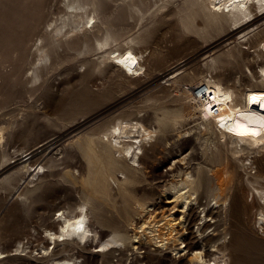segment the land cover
I'll return each instance as SVG.
<instances>
[{"label": "bare ground", "instance_id": "obj_1", "mask_svg": "<svg viewBox=\"0 0 264 264\" xmlns=\"http://www.w3.org/2000/svg\"><path fill=\"white\" fill-rule=\"evenodd\" d=\"M114 1L60 0L63 6L57 7L59 15L50 19L49 23L45 25L44 19L47 17L45 11L52 3L48 0H39V3L32 9L29 24L25 25L28 23L25 22L22 25L17 44L11 52L13 60L17 59V61L27 59L31 54L35 57V62L33 61L31 66L32 73L27 80L23 79L25 76L21 75L22 72L16 75V71L20 72L22 69L14 70L16 74L12 76L16 75L17 84L31 83L32 87L26 92L35 94L41 89L36 83L42 79L43 71L49 69L53 64L60 66L66 61L77 58L82 62V66L86 65L85 75L87 77H91L96 69L101 74L107 75L109 66L111 73L108 76V84L111 85V88L105 89V92H100V96L98 95L105 99L108 94L116 92V86L118 89H126L141 80V73L148 75L152 71L159 70L158 67L163 64L162 60L165 56L158 47L161 43L154 44L156 46L154 51H151L146 57L143 55V50H136L132 45L111 51L110 53L114 52L115 55H112L114 60L110 63H107L109 56H102L101 60L92 66L84 57L88 53L111 47L119 39L121 27L115 23V19L127 20L134 16L143 19L159 1L164 2L159 8L172 3V0H121V3H113ZM158 10L157 12H159ZM157 12L153 11L152 15L154 13L156 15ZM167 17L176 18L180 30H182V32L179 30L182 36L194 35L207 41L222 31L249 29L245 34H241L240 39H243L237 40L238 42L229 52L235 56V59L243 61L247 65L245 67L258 63L259 71L254 68L249 70L248 67L249 77L254 82L246 88H242L240 81L230 84L231 78H226L227 75L223 73L217 72L213 75L221 64L230 63V60L225 57H215L208 61L204 74L200 71L184 70L186 73L183 79L194 76H201L202 79L201 82L199 81L200 83L198 82V88H194L192 84L185 88V99L189 106L187 107L199 115L201 120L198 137L200 141L203 140V144L199 143L200 146H203L202 161H199L197 165H191L196 159L193 153L180 158L179 164L174 160L167 171L168 174H172L174 180L170 184L167 182L156 184V188H161L164 194L173 191L175 201H164L166 198L163 199L162 196L150 197L148 194L136 199L135 204H138L142 210H146L151 220L153 219L149 230L151 235H146L145 239V241L148 239L153 241V245L142 244L143 240L139 238L137 232L134 236L129 234L128 226L132 220L134 221V218L128 212V206L131 203L126 194L128 188L126 191L124 190L127 183H135L141 178L149 182V187L150 182L155 180L154 175H151L156 171L155 165L149 163L152 167L146 166L148 162L145 163V159L148 157L154 159V156L149 155V149L155 145L154 142L161 137L164 138V142L168 141L169 133L179 129L177 127L185 121L184 114L180 110L172 111L163 108L161 114L155 112L152 116L146 113L141 115L143 110H139L136 114L133 112L122 113L108 125L93 130L73 145L75 150L69 151L66 156L65 168L68 170L65 171V175L70 178L72 183L81 184V202L77 207L64 208L59 205L54 206L48 214H45L47 211L42 212L39 215L40 218L46 223H50L52 227L46 226L47 228L43 231L46 234L42 237L48 241L49 245L53 244V248H57L61 244H64L65 248H76L79 245L78 239L88 243L87 248L95 250L96 247H101L94 252L100 255L104 264H111L113 258H117L119 264H123L126 251H133L132 247L136 245L135 242H138L137 249H144L145 255L142 260L146 259L149 264H160L162 260H169L173 264H242L247 260L264 263V257L261 255L227 253L229 238L231 243L239 242L245 248L249 246L248 252L252 250V246L256 248L257 245H260L258 243L264 245V237L255 230L257 224H260L262 228L264 225V0H182L176 8H170L166 13H163L161 20L165 21ZM19 19H22L20 14L16 16L15 22ZM43 20L44 22H42ZM146 32L131 41L149 44L154 31ZM34 33L37 37L36 40L33 39L35 38ZM163 34L162 38L166 35L163 36ZM30 41H34V52L28 50ZM167 42L170 41L167 40ZM244 44H247V47H243ZM6 47L7 51H11L9 46L4 48ZM251 48H254L252 56L246 50ZM68 56L70 59L67 60ZM177 63L167 67L166 71L175 67L180 70L186 65L185 63L183 66H179L181 62ZM102 66L105 67L104 70H102ZM231 68L229 67V69ZM72 69L74 70V68ZM244 69L243 72L248 75ZM224 72L226 73V71ZM93 79L81 82L84 91H86L84 93L86 98H82V102H86L87 99L95 100L94 91L90 86ZM54 93H58L55 88ZM150 98L152 97L148 96L146 100ZM54 111L56 110L54 109ZM148 118L153 122H149ZM3 137L2 128H0V140ZM54 144L53 140L41 142L37 147L27 149L21 155L30 156L28 159L38 155L39 159L44 157ZM44 159V163L38 160V164L33 169L35 171L39 167L37 174L41 171L45 173V167L52 168L58 165L57 159L52 156L44 157ZM182 164H186V167ZM219 165H222L227 173L226 185H215L214 175L217 174V171L213 172V170ZM30 166L31 163L26 162L22 170L24 168L29 170ZM75 170H80L78 176L73 174ZM111 180L117 186L116 193H114ZM122 185H125L124 188L121 187ZM47 189V185L39 186L36 189H28L23 194L32 196L43 190L36 198L39 200L42 199ZM130 191H134V188H130ZM179 207L182 210L176 211V209H181ZM197 208H202V210L198 212ZM57 213H59L58 218ZM117 213L120 220L114 219ZM201 213L203 215H200ZM246 215H250L249 217L253 220V240L243 234L232 236L229 231L220 230L230 218H232V224L235 227L242 225ZM5 222L10 223L9 221ZM4 223L1 227L2 235L4 238H8L12 231L8 233L9 224ZM195 225H197V232L202 235V243L197 241ZM213 225L214 230L219 233L204 235L205 230ZM162 226L166 229L164 235L160 233ZM99 228L101 230H98ZM145 228V225L142 226L141 235H145ZM152 233L154 234L152 235ZM134 238H139V240L132 241ZM217 240H221V242L216 244ZM27 243L29 244L28 240ZM49 245L48 247L40 246L43 255L49 254ZM27 246L25 240L18 241L16 247L8 252L10 254L0 247V260L4 264H8L9 256H26ZM167 250H171L175 254L172 256L165 254L164 252ZM117 252L118 255H115ZM72 260L71 258L55 260L53 264H79L77 261L71 263ZM135 263L132 262V264Z\"/></svg>", "mask_w": 264, "mask_h": 264}, {"label": "rangeland", "instance_id": "obj_2", "mask_svg": "<svg viewBox=\"0 0 264 264\" xmlns=\"http://www.w3.org/2000/svg\"><path fill=\"white\" fill-rule=\"evenodd\" d=\"M49 1L53 6L49 5L45 11V15L47 16L44 19L46 21L45 25L49 23L48 21H50V19H53L59 15V8L57 9V7L63 6L60 0H48V2ZM181 2L182 0H172V3L169 4V6L159 8V6L164 3L163 1H159L152 7L150 12L143 19L138 18L137 16L129 17L127 20H123L122 18L115 19V23L121 27L119 39L113 43L111 47H108L105 50L91 52L86 56L84 55V57H86V59L93 66L96 65L95 63L101 60L102 56H109L110 58L107 59V63L112 62V60H114V56L112 55L115 54L114 52H110L113 50L124 47L126 48L129 45H132L136 50H143V55L146 57L151 51H154L156 44L159 45L161 43L160 45L162 47L160 45L158 47L161 53H163L165 56L162 60L163 64L158 67L159 70L152 71L148 75L141 73L140 75L142 78L138 83L133 84L126 89H118L116 86L117 90L115 93L112 92L110 95L108 94L107 98L105 97V99H102L98 97L99 93L105 92V89L111 88V85L108 84V76L111 73L109 66L107 67V75L101 74L98 69H96L95 73L91 77H87L85 75L86 65L82 66V62L78 61L80 59L77 58L66 61L60 66L59 64H53V67L51 66L49 69L43 71L42 79L36 83L41 87V89L36 91L35 94L26 92L30 87H32L31 83L27 85L22 83V85L17 84L15 81L16 75H19L22 72L21 75L23 76L24 74L25 76L23 77L24 80H27L28 76L31 75V66L33 61L35 62V57L33 54H31L29 57H27V59L19 61L15 59V61L13 60L11 52L13 51L14 46L17 44V38L21 32V29L23 28L22 25L25 22H28L25 23V25L29 24L32 9L37 3H39V0H0V64L2 63L0 65V68H2L0 69V74L2 73V75H0V128H2V135L4 136L3 139L0 140V247L2 250L7 251L8 253L16 247V243L18 241L25 240L26 246L28 245L25 254L26 256H9L7 258L8 264H53L55 260H61L65 258L73 259L71 263L77 261L79 264H104V261L100 255L94 252L96 249H101V247H96L95 250L94 248H87L88 243L81 242V240L79 241L78 239L77 242H79V245H77L76 248H65L64 244L57 246V248H53L54 245H49L48 241L44 240L42 237L46 234L43 232L44 229H46L48 226H50L48 228H52L50 223H46V221L40 218L39 215L42 212L45 213L47 211L45 214H48L49 211L54 208V206L59 205L64 208L77 207L81 202V184L72 183L70 178L65 175V171L68 170V168H65V162H67V153L71 150H75L73 145H75L81 138L86 137L89 133L99 127L108 125L115 117L122 113L133 112L136 114L139 110H143L141 115L146 113L147 115L152 116L155 112L161 114V109L163 108L172 111L180 110L184 114L185 121L182 123V125L177 127L179 129L169 133L168 141L164 142V138L161 137L156 142H154L155 145L149 149V155L154 156V159L151 157L145 159V163L146 161L148 162L146 163V166L152 167L150 165L152 163L155 165L156 169L155 173H151V175H154L153 177L155 179L153 182H150L151 188L148 186L149 182L141 178L140 181L135 183H127V187H125L124 190L126 191L128 188L126 194L127 197H129V201H131L130 205L128 206V212L129 215L131 214V217L134 218V221L132 220L130 222L131 226H128V230L130 231L129 234L134 236L137 232L136 234L140 236L139 238L141 240H143L142 244L153 245V241H149V239L148 241H145L146 235H151L149 234V230L150 226L153 224V219L151 220V217H149L146 210H142L138 204H135L136 199L143 197L144 194H148L150 197H153L154 195V197L162 196L163 199L166 198L164 201H175L173 191H168L164 194L161 191V188H156V184L166 182L170 184L171 181L174 180L172 174H168L167 172L174 160L178 163L180 158L193 153L196 159L191 165H197L199 161H202L203 146H200L199 143L201 142V144H203V140L200 141L198 137V127L201 120L199 119V115H196V113H194L191 108H188L189 106L185 99V88L191 84L194 85V88H198L197 85L202 79L200 78L201 76L183 79V76L186 73L184 70L189 69L188 71L194 72L200 71L204 74L206 73V64L208 61H211V59L215 57H225L230 60L231 64H221L217 69L218 71L215 70L213 75L217 72L223 73L227 75L225 76L226 78H231V80H229L230 84L232 82L240 81L242 88H246V86L254 82L249 77L250 75L248 74V71L253 68L256 71L260 70L258 63L256 65L253 64L250 67L248 66V70V67H245L247 65H245L243 61L235 59V56H232L231 52H229L239 40L243 39H240V36H242L241 34H245L249 29L241 31L242 28H240L239 30L237 29L225 32L222 31L223 33L220 32L214 37L216 38L218 36L216 39L212 38L211 40L207 41L194 35H184L185 37L182 36L180 34V31L182 32V30H180L181 28L175 17H167L165 21L161 20L163 13H166L170 8H176L181 4ZM113 3H121V0H115ZM157 9H159V12H157ZM153 11L157 12V14L155 15L154 13V15H152ZM18 14L22 16V19H19L17 22H15L16 16ZM44 20L42 22H44ZM259 24L261 25L262 23ZM176 25L179 29L176 27ZM148 30L154 31V34H152L151 38L152 40L149 41V44L134 43L131 41L138 35L147 33L146 31ZM156 33H158V36ZM162 34L163 36L165 34L166 35L162 38ZM33 35H35V33ZM34 37L35 38L33 39L36 40V35ZM174 38L177 39L174 40ZM167 40L170 42H167ZM172 41L177 42L172 43ZM33 42L34 41H30L28 44V50L30 49L31 52H34L35 50ZM5 46H9L11 51H7V47L4 48ZM244 46L247 47V44H244L243 47ZM246 50L250 52V56L253 55L254 48ZM9 59L12 60L10 61ZM68 59H70L69 56L67 57V60ZM177 62H181L179 66H183L185 63L186 65L180 70H177L178 67H175L172 70L166 71L167 67L172 64H178ZM229 67L232 68L229 69ZM242 67L243 69L245 68L244 70L248 75L243 72ZM51 68L52 70H50ZM72 68H74V70ZM15 69H18V71L19 69H22V71L17 72ZM104 69L105 67H103L102 70ZM224 71H226V73ZM227 71L230 72L228 73ZM13 74L16 75L12 76ZM7 77H10L8 78L9 80ZM86 79H93V82H91L90 86L95 94L94 96L91 95L95 97L94 101L87 99L86 102H82V98H86L84 95L86 91H84L81 82L86 81ZM7 81H9L8 84H6ZM54 88L57 89L58 93H54ZM8 93L10 94L8 95ZM148 96H151L152 98L146 100ZM48 106H50L51 109ZM55 106L57 107L54 108ZM54 109L56 111H54ZM148 120L151 123L153 122L149 118ZM49 140L55 141V144L52 146V148L48 149V151L46 150L47 156L45 155L44 157H54L57 159L58 165L52 168L45 167V173L41 171L37 174L39 167L35 171H33V169L36 167V164H38V160H40L41 163L43 161L45 162L44 157L38 159V155H36L28 159L30 156L27 157L21 154L27 149H33L34 147H37L39 143L41 144V142L44 143ZM26 162H30L31 166L29 167V170L27 168L22 170V167ZM75 162L76 160L74 163ZM182 166L186 167V164H182ZM76 170L73 174L78 176L80 174V170ZM215 171H217V174L215 173L214 175L215 185H226L227 173L225 172L223 166L219 165L215 167L213 172ZM111 183L114 187V193H116L117 190L115 189L117 186L113 180H111ZM44 185H47L48 189L45 191L42 199L36 200L43 190H40L39 193L32 196H25L23 194L28 189H36L37 187ZM124 186L122 185L121 187L124 188ZM130 188H134V191H132L133 194L130 191ZM2 210H4L3 213H1ZM177 210L181 211L182 208L176 209V211ZM201 210L202 208H197L198 212ZM6 215L7 217H4ZM200 215H203V213ZM249 216L250 215H246L244 217V223L242 225H237L236 227L232 224V218H230L228 223L224 224L220 230L229 231L232 236L243 234L249 239L253 240V220ZM58 217L59 213H57V218ZM114 219H121L118 213L117 215L115 214ZM5 221H9L10 223H6ZM4 222L9 224L7 232L9 233V231H12L9 233L10 235L8 238H4L2 235L1 227ZM198 222L200 223L201 221ZM161 223L159 224L162 225ZM144 225L146 226V233H144L145 235H141L142 226L144 227ZM12 227L13 229H11ZM163 227L164 226L161 227L162 230L160 233L164 235V233H166V229ZM214 228V225L208 227L205 230L204 235H214L219 233L218 231H215ZM263 229L264 225L263 228L260 226V224L256 225L255 230H257L258 234L262 237H264ZM98 230H101V228ZM194 231H196L198 237L197 241L202 243V235L197 232V225L194 226ZM153 234L154 233H152V235ZM229 237L231 236L229 235ZM139 238H134L132 241H138ZM27 240L29 241V244L27 243ZM227 241L229 243V250L227 253H243L246 255L254 254L255 256L261 255L264 257V245L261 243H258L260 245H257L256 248L255 246H252V250L248 252V248H250L249 246H246L245 248L241 246L239 242L231 243L230 238ZM220 242L221 240H217L215 243L219 244ZM135 243L136 245L132 247L133 251H126V257H124L123 264H132V262H136L135 264H149L146 259L142 260L143 256L145 255L144 249H137L138 242ZM48 245L49 254L43 255L42 247H48ZM164 253L170 256L175 254V252L171 250H167ZM77 255H79L78 258ZM115 255H118V252L115 253ZM74 256L75 258H73ZM117 260V258H113L111 264H119ZM0 264L4 263L0 260ZM160 264L173 263L169 260H162ZM242 264L264 263L247 260L243 261Z\"/></svg>", "mask_w": 264, "mask_h": 264}, {"label": "built area", "instance_id": "obj_3", "mask_svg": "<svg viewBox=\"0 0 264 264\" xmlns=\"http://www.w3.org/2000/svg\"><path fill=\"white\" fill-rule=\"evenodd\" d=\"M197 91H198V89H197Z\"/></svg>", "mask_w": 264, "mask_h": 264}]
</instances>
